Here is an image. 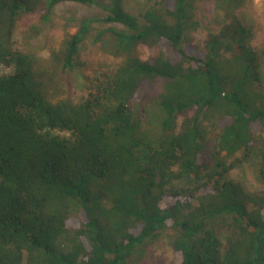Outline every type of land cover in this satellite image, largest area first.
<instances>
[{
	"label": "trees",
	"instance_id": "16d2710c",
	"mask_svg": "<svg viewBox=\"0 0 264 264\" xmlns=\"http://www.w3.org/2000/svg\"><path fill=\"white\" fill-rule=\"evenodd\" d=\"M205 1L148 0L136 16L123 0H0V64L13 68L0 76V264H143L163 231L169 264H264V192L231 177L256 155L264 183V38L252 45L245 0H213L225 22L199 46ZM62 2L125 28L101 33L121 61L76 102L48 71L82 66L91 20L50 65L13 48L23 16Z\"/></svg>",
	"mask_w": 264,
	"mask_h": 264
},
{
	"label": "rangeland",
	"instance_id": "374dc122",
	"mask_svg": "<svg viewBox=\"0 0 264 264\" xmlns=\"http://www.w3.org/2000/svg\"><path fill=\"white\" fill-rule=\"evenodd\" d=\"M212 1L202 2L196 11L194 19L198 21L199 28L192 33V37L199 46H202L207 34L217 32L225 22L223 12ZM123 4L127 11L139 16L146 9L148 0H123ZM40 14L41 12L25 15L19 20L14 32L13 48L31 52L46 60L48 65L52 53L57 50L64 35L74 32L83 21L91 20L89 31L79 45L78 60L82 66L74 67L63 76L58 74L53 66L48 71L52 81V93L64 92V95H69L76 102L86 94L89 78L93 79L99 73L113 70L121 61L120 57L107 53L108 36L101 33L109 28H125L120 24L101 22L100 19L107 13L95 5L62 2L53 7L46 19L41 20ZM239 14L253 29L252 45L259 48L264 38V0H245ZM141 54L146 57L147 51L142 50ZM12 71V66L0 64V76ZM258 164L256 155H253L251 159L232 170L231 177L241 181L251 192H264V183L257 175ZM170 235V231H163L158 238L144 245L139 255L140 261L143 264H169L173 259Z\"/></svg>",
	"mask_w": 264,
	"mask_h": 264
}]
</instances>
